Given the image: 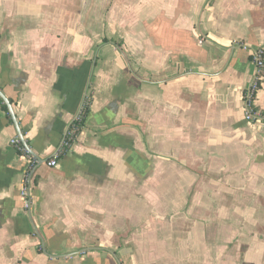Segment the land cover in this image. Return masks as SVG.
I'll list each match as a JSON object with an SVG mask.
<instances>
[{
	"label": "crops",
	"instance_id": "obj_1",
	"mask_svg": "<svg viewBox=\"0 0 264 264\" xmlns=\"http://www.w3.org/2000/svg\"><path fill=\"white\" fill-rule=\"evenodd\" d=\"M235 44L264 52V0H0V264H264Z\"/></svg>",
	"mask_w": 264,
	"mask_h": 264
},
{
	"label": "built area",
	"instance_id": "obj_2",
	"mask_svg": "<svg viewBox=\"0 0 264 264\" xmlns=\"http://www.w3.org/2000/svg\"><path fill=\"white\" fill-rule=\"evenodd\" d=\"M235 45L241 47L243 50H248L250 52L251 60L254 66V75L242 94L244 108L243 119L247 123L264 126V110L259 109L257 105V95L261 85V81L264 77V52L259 47L251 48L244 44ZM81 119L82 111L75 117L73 122L69 125V127L63 134L61 144L56 151L54 158L47 162V165L49 167H55L57 164L56 159L58 158V156L62 154L66 149L70 148L78 134ZM11 144L17 149L18 152L30 159L28 153L17 138L12 139ZM22 196L25 200V207L29 208L30 202L27 198V187L23 188Z\"/></svg>",
	"mask_w": 264,
	"mask_h": 264
},
{
	"label": "water",
	"instance_id": "obj_3",
	"mask_svg": "<svg viewBox=\"0 0 264 264\" xmlns=\"http://www.w3.org/2000/svg\"><path fill=\"white\" fill-rule=\"evenodd\" d=\"M0 97H1V99H2L3 101H5V102L7 103L8 107H9V103H8V101H6V100L4 99V97L1 95V93H0Z\"/></svg>",
	"mask_w": 264,
	"mask_h": 264
},
{
	"label": "trees",
	"instance_id": "obj_4",
	"mask_svg": "<svg viewBox=\"0 0 264 264\" xmlns=\"http://www.w3.org/2000/svg\"><path fill=\"white\" fill-rule=\"evenodd\" d=\"M82 120H83V115H82L81 123H82ZM81 123H80V125H81ZM79 129H80V127H79Z\"/></svg>",
	"mask_w": 264,
	"mask_h": 264
}]
</instances>
